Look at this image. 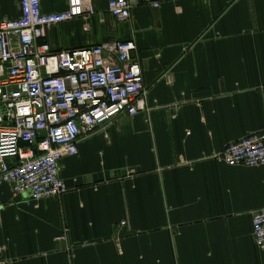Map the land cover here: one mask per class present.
<instances>
[{
    "label": "crops",
    "instance_id": "crops-1",
    "mask_svg": "<svg viewBox=\"0 0 264 264\" xmlns=\"http://www.w3.org/2000/svg\"><path fill=\"white\" fill-rule=\"evenodd\" d=\"M130 1L128 21L96 2L45 42L135 43L145 108L81 139L59 165L63 196L0 185V264H264L253 235L264 167L222 161L229 144L264 133V0ZM41 7L63 13L68 0ZM20 17L19 0H0V22Z\"/></svg>",
    "mask_w": 264,
    "mask_h": 264
},
{
    "label": "built area",
    "instance_id": "built-area-1",
    "mask_svg": "<svg viewBox=\"0 0 264 264\" xmlns=\"http://www.w3.org/2000/svg\"><path fill=\"white\" fill-rule=\"evenodd\" d=\"M106 1L119 22L132 16L130 0H68L63 13L44 14L41 0H19L21 17L0 22V185L33 201L67 193L59 165L79 154V142L119 116L145 108L143 70L133 42L54 50L50 29L95 15ZM170 0H155L160 9ZM230 167H264V133L229 144ZM4 206L0 200V219ZM253 235L264 251V210L253 214ZM66 240V237H62Z\"/></svg>",
    "mask_w": 264,
    "mask_h": 264
},
{
    "label": "water",
    "instance_id": "water-1",
    "mask_svg": "<svg viewBox=\"0 0 264 264\" xmlns=\"http://www.w3.org/2000/svg\"><path fill=\"white\" fill-rule=\"evenodd\" d=\"M155 15L158 17V15H159V11L156 10Z\"/></svg>",
    "mask_w": 264,
    "mask_h": 264
}]
</instances>
